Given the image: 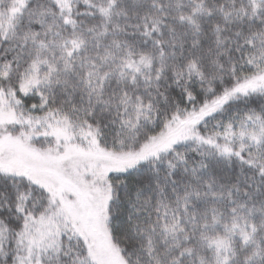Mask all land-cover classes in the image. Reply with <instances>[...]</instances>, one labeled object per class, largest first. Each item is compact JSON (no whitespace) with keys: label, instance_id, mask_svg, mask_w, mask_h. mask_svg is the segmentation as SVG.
<instances>
[{"label":"snow or ice","instance_id":"obj_1","mask_svg":"<svg viewBox=\"0 0 264 264\" xmlns=\"http://www.w3.org/2000/svg\"><path fill=\"white\" fill-rule=\"evenodd\" d=\"M0 264H264V0H0Z\"/></svg>","mask_w":264,"mask_h":264}]
</instances>
